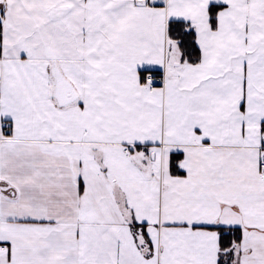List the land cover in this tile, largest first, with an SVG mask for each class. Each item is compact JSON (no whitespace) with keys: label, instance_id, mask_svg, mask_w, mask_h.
Masks as SVG:
<instances>
[{"label":"snow or ice","instance_id":"1","mask_svg":"<svg viewBox=\"0 0 264 264\" xmlns=\"http://www.w3.org/2000/svg\"><path fill=\"white\" fill-rule=\"evenodd\" d=\"M0 264H264V0H0Z\"/></svg>","mask_w":264,"mask_h":264}]
</instances>
